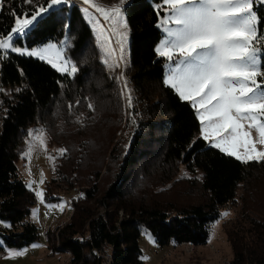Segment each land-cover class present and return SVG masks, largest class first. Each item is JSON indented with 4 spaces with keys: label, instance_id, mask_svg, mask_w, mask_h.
<instances>
[{
    "label": "trees",
    "instance_id": "obj_1",
    "mask_svg": "<svg viewBox=\"0 0 264 264\" xmlns=\"http://www.w3.org/2000/svg\"><path fill=\"white\" fill-rule=\"evenodd\" d=\"M158 1L161 0H135L126 13L130 29L129 75L137 102V125L116 179L96 199L105 210L98 212L85 203L98 194L94 184L78 195L83 197L82 204L71 201L73 211L68 220L46 231L48 246L68 251L73 264H98L101 252L111 255L112 264H141L139 237L144 227L159 244L205 243L210 223L220 217L221 207L234 198L238 183L257 168L254 162L237 161L196 135L199 120L191 103L181 100L164 85V58L154 51L162 36L158 27L162 11L158 12L155 6ZM39 5L46 6V0H34L31 7L23 0H8V8L18 12H31ZM8 8L0 14L2 31L13 26ZM260 12L264 14L263 10ZM66 24H70V29L65 28ZM64 37L72 43L71 55L88 47L92 39L91 30L74 3L43 15L23 43L31 48ZM0 82L23 89L19 94L14 90L13 97L5 100V114L0 116V220L4 223L0 224V231L7 245L22 246L37 239L38 227L28 217L35 197L18 173V146L28 127L50 111L52 101L71 78L37 58L12 54L10 60L0 65ZM76 83H80L78 76ZM151 157L163 170L177 162L189 169L200 168L205 201L171 210L155 201L139 199L134 203L129 199L130 170ZM260 168L264 173V162ZM49 187L47 184L45 197L57 198ZM119 210L123 212L121 217ZM250 222L243 239L232 237V231H227L233 249L228 264H264V216ZM107 246L110 252L105 250Z\"/></svg>",
    "mask_w": 264,
    "mask_h": 264
},
{
    "label": "rangeland",
    "instance_id": "obj_2",
    "mask_svg": "<svg viewBox=\"0 0 264 264\" xmlns=\"http://www.w3.org/2000/svg\"><path fill=\"white\" fill-rule=\"evenodd\" d=\"M95 2L110 7L118 4L119 0ZM73 3L77 5L85 24L91 30L90 45L78 54L71 55V41H67V45L60 44L66 48L72 61L78 63L80 71L52 101L50 111L28 127L18 146L16 159L19 175L27 185L31 184L29 188L34 192L35 198L30 205L28 217L37 225L38 237L29 244L12 246L5 243L0 231V243L4 245L0 247V264H73L69 261L68 251L53 250L48 246L46 231L69 219L73 210L70 209L65 214L64 208L61 211L59 207L61 202H65V207L64 197H70L72 204L75 200L82 204L83 197L78 195L94 184L98 194L85 203L98 212L105 210L96 199L102 197L104 190L116 179L132 137L133 127L137 125V102L129 75V34L125 44L126 67L122 66L115 71L107 70L101 62L103 56L98 48L95 31L88 22L89 14L81 11L83 5L80 0H74ZM160 4L161 1L155 2L156 7ZM260 10L264 11V8ZM163 16L162 11L159 20ZM65 39L67 38L47 40L37 45L58 43ZM161 39L162 36L159 41ZM166 63L164 59V66ZM121 72L124 73L127 88L131 91V107L127 99L121 96L123 85L114 79ZM77 76L80 83H76ZM0 89L1 116L5 114V100L13 97L17 87L0 82ZM77 101H80L78 105ZM89 103L93 105L92 110L88 107ZM29 130H34L32 137L28 134ZM37 135L44 141L43 145L35 138ZM196 135H201L200 123ZM251 137L256 142L257 149L264 150V145L259 144V135L255 129L252 130ZM60 149H66V154L62 157L58 155ZM25 152H28L27 156L24 155ZM145 161L143 165L138 164L130 170L127 180V197L134 203L139 199L155 201L172 210L204 202L207 198L206 191L201 187L204 175L200 168L189 169L177 162L163 170L152 157ZM254 163L257 168L238 183L234 198L221 207V214L227 215H220L210 223L209 236L205 243L193 245L171 241L159 244L149 229L144 227L139 237L143 260L141 264H228L233 256V249L227 231H232V237L243 239L250 221H257L258 216H264V173L259 169L261 162ZM53 177L56 180L53 181ZM47 184H50L49 188L55 192L52 194L57 198L45 197ZM37 191L43 192L42 199L35 195ZM122 215L123 212L119 210L118 216ZM0 224H4L2 220ZM145 232L151 235V240ZM8 250H23L25 254L9 257ZM105 250L110 252V247H105Z\"/></svg>",
    "mask_w": 264,
    "mask_h": 264
},
{
    "label": "snow or ice",
    "instance_id": "obj_3",
    "mask_svg": "<svg viewBox=\"0 0 264 264\" xmlns=\"http://www.w3.org/2000/svg\"><path fill=\"white\" fill-rule=\"evenodd\" d=\"M73 2L46 0V6L18 12L8 8V0H0V14L8 8L13 18L10 30H0V65L10 60L12 54H18L37 58L58 73L75 78L80 71L78 63L60 46L61 43L67 45V39L31 48L23 43L43 15ZM80 2L81 11L89 14L88 22L95 31L102 64L109 71L126 67L125 44L129 34L126 13L135 0H119L110 7L101 6L95 0ZM23 3L31 7L34 0H23ZM260 8H264V0H161L157 6L158 12H164L158 24L163 32L154 51L167 61L164 85L174 90L181 100L191 103L204 141L245 164L264 162V150H258L251 137L255 129L259 144L264 145V29L261 28L264 14ZM70 27V24L65 25L66 29ZM114 79L123 85L121 96L131 107V91L124 73ZM22 90L17 88L15 92L19 94ZM71 107L70 104L69 109ZM88 107L93 109L91 103ZM28 134L32 137L34 130H29ZM35 138L44 144L38 135ZM65 154L66 149L58 150L59 156ZM35 195L42 199L43 192L37 191ZM64 203L59 205L61 211ZM144 234L152 239L149 233ZM0 247L4 245L0 243ZM7 254L18 257L25 253L8 250Z\"/></svg>",
    "mask_w": 264,
    "mask_h": 264
},
{
    "label": "built area",
    "instance_id": "obj_4",
    "mask_svg": "<svg viewBox=\"0 0 264 264\" xmlns=\"http://www.w3.org/2000/svg\"><path fill=\"white\" fill-rule=\"evenodd\" d=\"M64 199L66 201V205L64 207V213L67 214L68 212H70V209L73 210V207H72V204H71L70 197L66 196V197H64ZM99 259L100 260H99L98 264H112V258H111V255L108 252H101Z\"/></svg>",
    "mask_w": 264,
    "mask_h": 264
}]
</instances>
